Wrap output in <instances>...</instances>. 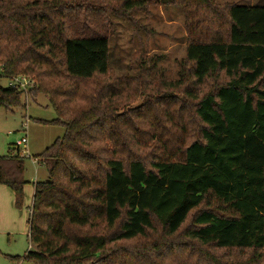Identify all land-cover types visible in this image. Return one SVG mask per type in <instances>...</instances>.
Returning <instances> with one entry per match:
<instances>
[{"label": "trees", "instance_id": "trees-1", "mask_svg": "<svg viewBox=\"0 0 264 264\" xmlns=\"http://www.w3.org/2000/svg\"><path fill=\"white\" fill-rule=\"evenodd\" d=\"M95 1L0 0V80H33L30 98L44 95L56 114L36 121L65 129L37 156L48 178L33 182L30 248L10 264H260L264 6L209 7L170 81L152 59L110 73L111 23ZM114 1L128 16L148 0ZM180 88L191 117L160 103ZM21 96L0 83V108ZM12 149L0 184L19 200L26 157Z\"/></svg>", "mask_w": 264, "mask_h": 264}, {"label": "rangeland", "instance_id": "rangeland-1", "mask_svg": "<svg viewBox=\"0 0 264 264\" xmlns=\"http://www.w3.org/2000/svg\"><path fill=\"white\" fill-rule=\"evenodd\" d=\"M78 1L81 5L94 0ZM98 1L102 8L99 13L111 23L108 31L110 73L114 77L130 76L133 74L132 68L135 63L148 62L152 59L156 62V69L163 72L165 78L170 81L177 79L178 64L183 60L185 46L193 34L191 26L209 20V14L212 12L208 10L209 7L222 12L226 5L233 3L264 6V0H191L187 6L177 0L171 3L148 0L142 7L130 11L127 16L122 14L119 2ZM20 76L25 75H12L1 79L0 83L6 86L8 78ZM27 78L30 80L29 84L34 83ZM222 81V76L208 79L200 89L203 92L211 90ZM31 87H28L26 94H22L20 106L12 110L0 108V156L11 152L16 140L25 135H27L25 148L28 154L23 173L28 183L24 185L21 199L17 200L9 187L0 184V264H10V256H23L30 248L28 217L33 197V182L48 178L47 170L39 164L37 156L56 138L62 137L65 131L60 125L36 121L51 120L56 114L44 95L39 94L34 100L30 98ZM169 94L172 95L166 98ZM160 103L169 104L172 109L183 107L184 115L192 116L191 100L183 93L182 88L164 93L160 97ZM22 123L27 124V134L21 128ZM163 129H166V132L176 130L172 125H167ZM180 240L178 238L174 241L178 248L183 244ZM260 264H264V248Z\"/></svg>", "mask_w": 264, "mask_h": 264}, {"label": "built area", "instance_id": "built-area-1", "mask_svg": "<svg viewBox=\"0 0 264 264\" xmlns=\"http://www.w3.org/2000/svg\"><path fill=\"white\" fill-rule=\"evenodd\" d=\"M29 82L30 80L25 76L11 77L8 78L7 85L21 90L22 94H26L28 92V87H31L29 85H33V84H29ZM26 126H27L26 123H22L21 125V128L25 134H27ZM26 144H27V135L21 137L20 139H17L16 142L14 143L15 149H18L19 153L24 157L28 155L27 150L25 148Z\"/></svg>", "mask_w": 264, "mask_h": 264}]
</instances>
